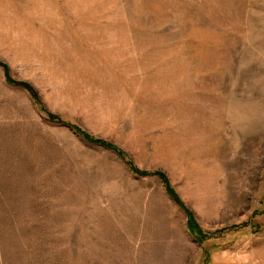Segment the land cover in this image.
Instances as JSON below:
<instances>
[{
    "label": "rangeland",
    "instance_id": "rangeland-1",
    "mask_svg": "<svg viewBox=\"0 0 264 264\" xmlns=\"http://www.w3.org/2000/svg\"><path fill=\"white\" fill-rule=\"evenodd\" d=\"M0 264H264V0H0Z\"/></svg>",
    "mask_w": 264,
    "mask_h": 264
},
{
    "label": "trees",
    "instance_id": "trees-1",
    "mask_svg": "<svg viewBox=\"0 0 264 264\" xmlns=\"http://www.w3.org/2000/svg\"><path fill=\"white\" fill-rule=\"evenodd\" d=\"M78 131H79V134L82 135L84 138H86V139H88V140H91V141H95V142H97V143L105 144L106 146H108V147L114 149L116 152H118L119 154H121L123 157L126 156L125 152L122 151V149H120V148L117 147L116 145H114V144H112V143H109V142H107V141H104V140H102V139L96 138V137L90 135L89 133H87V132H86L85 130H83V129H79ZM132 168H133V170H134L135 172H137V173H140V174H145V173H147V172H145V171H141L140 169H138V168L135 167L134 165H133ZM158 174H160V176L165 180V184H166L167 190L169 191L171 197H172L173 199L178 200V198H177V196H176V193L174 192V190H173V189L170 187V185L168 184V181H167V179L165 178V176H164L162 173H158Z\"/></svg>",
    "mask_w": 264,
    "mask_h": 264
}]
</instances>
